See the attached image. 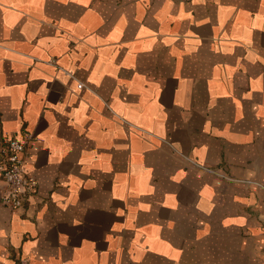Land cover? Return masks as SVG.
<instances>
[{"label":"crops","instance_id":"1","mask_svg":"<svg viewBox=\"0 0 264 264\" xmlns=\"http://www.w3.org/2000/svg\"><path fill=\"white\" fill-rule=\"evenodd\" d=\"M27 132L0 264H264V0H0Z\"/></svg>","mask_w":264,"mask_h":264},{"label":"built area","instance_id":"2","mask_svg":"<svg viewBox=\"0 0 264 264\" xmlns=\"http://www.w3.org/2000/svg\"><path fill=\"white\" fill-rule=\"evenodd\" d=\"M37 139L34 132H27L21 138L11 136L0 142V202L11 210L24 208L36 190L37 180L27 171L26 158L28 144Z\"/></svg>","mask_w":264,"mask_h":264}]
</instances>
